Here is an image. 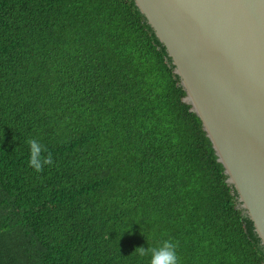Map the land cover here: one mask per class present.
<instances>
[{
  "label": "trees",
  "instance_id": "1",
  "mask_svg": "<svg viewBox=\"0 0 264 264\" xmlns=\"http://www.w3.org/2000/svg\"><path fill=\"white\" fill-rule=\"evenodd\" d=\"M173 69L132 0H0V264L264 263Z\"/></svg>",
  "mask_w": 264,
  "mask_h": 264
},
{
  "label": "water",
  "instance_id": "2",
  "mask_svg": "<svg viewBox=\"0 0 264 264\" xmlns=\"http://www.w3.org/2000/svg\"><path fill=\"white\" fill-rule=\"evenodd\" d=\"M264 249V0H132ZM264 264V263H263Z\"/></svg>",
  "mask_w": 264,
  "mask_h": 264
},
{
  "label": "clouds",
  "instance_id": "3",
  "mask_svg": "<svg viewBox=\"0 0 264 264\" xmlns=\"http://www.w3.org/2000/svg\"><path fill=\"white\" fill-rule=\"evenodd\" d=\"M28 165L37 172L43 171L45 166L54 163L52 153L47 151L38 138H30ZM178 242L172 239L163 240L159 246H139L133 252L139 257H149L148 264H180L177 253ZM132 252V253H133Z\"/></svg>",
  "mask_w": 264,
  "mask_h": 264
}]
</instances>
